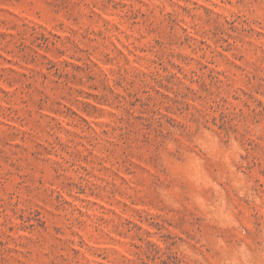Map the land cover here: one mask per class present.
I'll list each match as a JSON object with an SVG mask.
<instances>
[{
  "label": "rangeland",
  "instance_id": "374dc122",
  "mask_svg": "<svg viewBox=\"0 0 264 264\" xmlns=\"http://www.w3.org/2000/svg\"><path fill=\"white\" fill-rule=\"evenodd\" d=\"M0 264H264V0H0Z\"/></svg>",
  "mask_w": 264,
  "mask_h": 264
}]
</instances>
